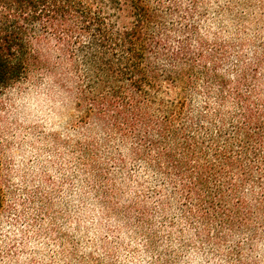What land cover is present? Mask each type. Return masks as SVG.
Here are the masks:
<instances>
[{"label":"clouds","instance_id":"9594fccd","mask_svg":"<svg viewBox=\"0 0 264 264\" xmlns=\"http://www.w3.org/2000/svg\"><path fill=\"white\" fill-rule=\"evenodd\" d=\"M0 264H264V0H0Z\"/></svg>","mask_w":264,"mask_h":264},{"label":"trees","instance_id":"16d2710c","mask_svg":"<svg viewBox=\"0 0 264 264\" xmlns=\"http://www.w3.org/2000/svg\"><path fill=\"white\" fill-rule=\"evenodd\" d=\"M15 41H9L7 44L4 42L3 39H0V60L7 61L10 56L13 54L11 53L9 45H15Z\"/></svg>","mask_w":264,"mask_h":264}]
</instances>
